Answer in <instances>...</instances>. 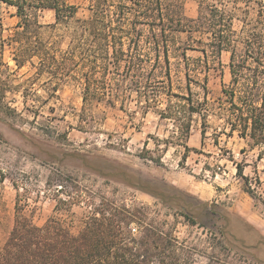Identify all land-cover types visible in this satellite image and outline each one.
<instances>
[{
  "label": "rangeland",
  "instance_id": "rangeland-1",
  "mask_svg": "<svg viewBox=\"0 0 264 264\" xmlns=\"http://www.w3.org/2000/svg\"><path fill=\"white\" fill-rule=\"evenodd\" d=\"M14 1L0 0V249L13 226L19 194L37 225L57 218L77 234L98 208L125 207L145 215L139 224H175L179 240L222 232L231 249L229 263L264 264V158L258 162V152L247 151L235 137L222 136L214 145L213 119L208 120L211 129L203 145L196 115L184 139L181 124L186 119L175 127L153 109L144 110L135 95L122 109L120 103H93L87 110L88 125L79 129L80 88L73 81L60 84L52 61L49 69L42 67L44 46L57 58L59 50L67 49V38L44 28L54 23L50 10L29 16L23 32L18 25L24 21L10 3ZM183 2L185 15L195 18V0ZM71 3L79 7L78 18L88 15V0ZM176 38V44L187 41L184 34ZM187 57L195 61L200 54L188 52ZM21 58L25 62L18 67ZM220 61L222 74L208 75L210 100L218 98L221 85L230 80L228 54ZM195 65L189 62L186 67L170 53L166 87L187 97L189 83L194 99L201 100L204 75L196 73ZM165 102L161 97L158 108ZM183 146L189 149L185 159ZM242 149L247 152L240 154ZM231 157L244 165L243 176L259 179L254 195L245 193ZM78 197L80 203L74 202ZM131 228L138 235L136 227Z\"/></svg>",
  "mask_w": 264,
  "mask_h": 264
},
{
  "label": "trees",
  "instance_id": "trees-1",
  "mask_svg": "<svg viewBox=\"0 0 264 264\" xmlns=\"http://www.w3.org/2000/svg\"><path fill=\"white\" fill-rule=\"evenodd\" d=\"M73 0H16L17 17L24 21L36 11L50 10L54 23L44 28L67 38V49L50 56L42 50V67L49 61L56 68L60 84L73 81L81 90L82 111L78 128L88 125L87 110L93 103L110 106L135 95L144 110L153 109L162 120L177 127L186 119L184 139L189 136L193 115L201 121V144L212 130L214 145L222 136L236 138L247 151L264 158V0H195L197 13L188 18L183 0H88V15L78 18ZM184 34L187 41L175 43ZM196 36V37H195ZM176 53L196 73H203V98L194 99L190 84L187 97L174 94L169 82V55ZM188 52L200 54L193 61ZM228 54L229 83L221 85L220 96L207 98L209 73L222 74L220 57ZM29 58V57H28ZM25 58L16 60L22 67ZM157 70L164 73L158 76ZM198 72V73H199ZM59 84V83H58ZM161 97L164 107L158 108ZM185 154L189 153L183 146ZM245 149L240 154L247 152ZM236 176L244 181V191L254 195L260 181L243 176L244 165L235 163ZM82 198L74 200L80 203ZM71 204V203H70ZM24 195H17L13 226L0 249V264H231V249L222 232H203L205 238L179 240L175 224H139L146 217L125 207H100L89 216L77 234L66 224L51 218L37 225L27 215ZM143 212V211H141ZM182 216V215H181ZM183 217V216H182ZM194 226V224H190ZM136 227L138 235L132 232Z\"/></svg>",
  "mask_w": 264,
  "mask_h": 264
}]
</instances>
